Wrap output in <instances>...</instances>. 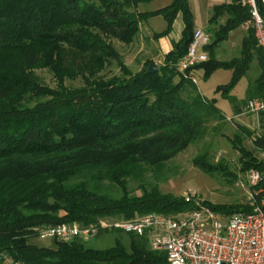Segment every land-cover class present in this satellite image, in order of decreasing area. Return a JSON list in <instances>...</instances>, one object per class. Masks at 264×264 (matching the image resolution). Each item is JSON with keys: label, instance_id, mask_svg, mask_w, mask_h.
<instances>
[{"label": "trees", "instance_id": "trees-1", "mask_svg": "<svg viewBox=\"0 0 264 264\" xmlns=\"http://www.w3.org/2000/svg\"><path fill=\"white\" fill-rule=\"evenodd\" d=\"M153 1L0 0V255L24 264L167 263L166 253L152 251L146 236L102 229L101 222L192 210L190 201L156 187L133 194L129 181L142 179L150 169L160 171L202 138L208 126L214 123L216 130L226 117L217 100L203 97L179 70L195 29L189 0L139 10ZM179 14L181 39L159 71L148 74L147 65L137 72L127 67L113 41L132 44L141 24L157 16L167 28L154 37L169 36ZM250 17L238 0L215 6L208 29L213 41L205 50L213 53ZM254 33L247 32L240 56L219 61L211 55L188 71L195 75L203 69L208 77L217 69L231 70L230 83L216 92L231 101L236 114L248 100H264V51ZM253 54H258L261 73L239 104L231 93L250 71ZM110 59L117 61L121 74L107 78L100 73ZM37 70L50 72L57 86L45 85ZM68 79H81L83 85L68 87ZM260 121L264 128V111ZM251 135L241 128L231 143L248 158L242 160V171L264 174V160L244 145ZM253 146L264 151V131ZM194 164L227 173L226 166L211 163L205 154ZM203 204L224 218L251 209L248 202ZM63 223L99 227L97 237L112 235L114 243L96 248L78 239H53L48 247L31 241L40 227Z\"/></svg>", "mask_w": 264, "mask_h": 264}, {"label": "rangeland", "instance_id": "rangeland-1", "mask_svg": "<svg viewBox=\"0 0 264 264\" xmlns=\"http://www.w3.org/2000/svg\"><path fill=\"white\" fill-rule=\"evenodd\" d=\"M162 1L163 0H158L145 4L144 6L147 10H155L163 7L164 3L167 2V0H165V2ZM225 1H230L226 4L231 3V0H196L194 5L196 24L202 25L205 28H210V25L207 24L209 14L212 15L214 7L222 5ZM143 25L144 24H141L140 27H143ZM144 27L143 29L147 32L160 33L167 28V25L163 17L157 16L150 18ZM182 29L183 18L179 15L176 24H174L173 32L171 33L181 36ZM145 30H141L132 44L126 45L118 41H113V46L119 53V57L133 72L139 71L146 65L149 66V63H155L159 67L162 66L165 63L166 55L171 51L160 56L156 45H150L147 42L150 37L154 38L155 34H148ZM209 34L212 38L211 33ZM244 37H247V32L241 29L240 26L230 33L229 38L225 42L215 47L213 53L210 50H204V52L209 58L213 55L214 58L219 61H229L234 57L240 56ZM212 41L213 40H211L210 43H212ZM253 56L254 60L250 71L237 83L231 93L239 104L247 100L250 83L261 73L258 54H253ZM147 62L148 64H146ZM36 73L45 85L51 88L57 86V81L47 70H37ZM100 74L107 78L113 75H120L121 71L117 61L115 59H110L105 70ZM195 76L200 94L206 99L217 100V107L222 110L226 117L225 122L220 123L216 130H213L215 124L212 123L208 126V131L202 138L194 142L187 150L179 153L176 157L167 162L160 171L150 169L144 174L142 179H131L129 181V188L133 194L141 195V187L144 189L146 188L148 191L156 187L162 193L172 194L173 196L190 201L193 207H195L197 202H206L213 205L247 203V190L245 186L249 170L242 171L241 169L242 160L248 158H242L240 152L234 148L231 142L234 135L241 132V128L248 129L252 135L247 136L244 145L253 152L255 157L259 160H264V151L257 150L253 146V140L261 136L264 131L263 126H261L260 114H243V112L236 114L231 101L224 98L221 93L216 92L220 85L230 83L232 79L231 70L217 69L208 77H204V70L199 69L196 71ZM65 83L71 88L83 85L81 79H68ZM204 154L211 163L217 164L221 162L226 166V175H223L218 170L207 172L195 165L194 161L196 157ZM113 192L118 193V189L113 190ZM180 214L181 213L171 216H178ZM226 220L227 219L224 217L221 218L222 223H225ZM31 241L39 246L50 247L54 245L53 239L42 238L39 237V235ZM81 241L87 246L96 248H107L114 243L112 235H101L94 239H81Z\"/></svg>", "mask_w": 264, "mask_h": 264}, {"label": "built area", "instance_id": "built-area-1", "mask_svg": "<svg viewBox=\"0 0 264 264\" xmlns=\"http://www.w3.org/2000/svg\"><path fill=\"white\" fill-rule=\"evenodd\" d=\"M250 10L251 17L241 29H254L258 45L264 50V0H238ZM211 42L210 34L202 27L194 29L187 54L179 61V70L185 78L197 84L196 76L188 73L195 65L209 58L204 52ZM264 111V100L247 101L243 114L259 115ZM249 212H238L222 223L219 214L197 202L195 207L178 216L148 214L132 220L106 219L102 229L120 230L148 238L152 251L166 253V264H264V174L251 169L246 186ZM101 229L77 223L43 226L38 229L42 238L63 242L89 240ZM0 264H24L5 254Z\"/></svg>", "mask_w": 264, "mask_h": 264}, {"label": "crops", "instance_id": "crops-1", "mask_svg": "<svg viewBox=\"0 0 264 264\" xmlns=\"http://www.w3.org/2000/svg\"><path fill=\"white\" fill-rule=\"evenodd\" d=\"M155 1H158V0H155ZM155 1H153V2H155ZM172 0H169V3H168V0H167V2L166 3H164V6H166V5H168V4H170V2H171ZM162 2H165V0H163ZM227 2H230V1H225V2H223V3H227ZM152 3V2H151ZM195 3H196V0H189V4H190V8H191V11H192V14H193V20H194V24H195V28L196 27H202V28H204L207 32H208V27L207 28H205L204 26H202V25H199V24H196V22H195V10H194V5H195ZM222 3V4H223ZM149 4V3H148ZM163 6V7H164ZM157 9H159V8H157ZM157 9H155V10H157ZM139 10L140 11H154V10H147L146 9V7L144 6V5H141L140 6V8H139ZM179 15H181V14H179ZM178 15V16H179ZM177 16V17H178ZM182 16V15H181ZM209 18H208V20H207V24L209 25V19H210V17H211V15L209 14V16H208ZM176 21H177V18H176V20H175V23L174 24H176ZM144 25L146 24V23H143ZM144 25H143V27H141V30L143 31V30H145V29H143V28H145L144 27ZM173 28H174V26H173ZM183 29H184V23H183ZM183 29H182V31H183ZM146 31V30H145ZM147 32V31H146ZM173 32V31H172ZM148 34H155V32H147ZM209 33V32H208ZM182 35V34H181ZM181 39V36H179L178 34L177 35H175V34H173V33H171L168 37H163V38H159V39H156L155 37L153 38H149L148 39V43L150 44V45H156V48H157V51H158V54L160 55V56H163L164 54H167L170 50H172V47H173V43L174 42H178L179 40Z\"/></svg>", "mask_w": 264, "mask_h": 264}, {"label": "water", "instance_id": "water-1", "mask_svg": "<svg viewBox=\"0 0 264 264\" xmlns=\"http://www.w3.org/2000/svg\"><path fill=\"white\" fill-rule=\"evenodd\" d=\"M159 71V66H157L155 63H150L148 66V74L157 73Z\"/></svg>", "mask_w": 264, "mask_h": 264}]
</instances>
